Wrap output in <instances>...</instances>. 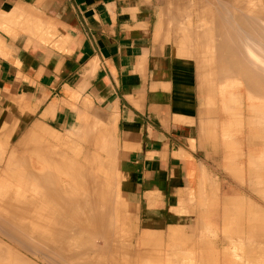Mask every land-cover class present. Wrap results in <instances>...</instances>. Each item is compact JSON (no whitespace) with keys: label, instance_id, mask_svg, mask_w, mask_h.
Returning a JSON list of instances; mask_svg holds the SVG:
<instances>
[{"label":"crops","instance_id":"1","mask_svg":"<svg viewBox=\"0 0 264 264\" xmlns=\"http://www.w3.org/2000/svg\"><path fill=\"white\" fill-rule=\"evenodd\" d=\"M215 4L0 0V246L11 257L245 264L241 250L264 247V226L258 238L247 226L264 218V137L247 141L239 51L231 63L217 43ZM172 249L192 259L175 251L173 262Z\"/></svg>","mask_w":264,"mask_h":264},{"label":"bare ground","instance_id":"2","mask_svg":"<svg viewBox=\"0 0 264 264\" xmlns=\"http://www.w3.org/2000/svg\"><path fill=\"white\" fill-rule=\"evenodd\" d=\"M222 2H223V4H225V6H224V8H223V13H222V18H221V21H222V29H221V31L219 30V23H218V19H219V15H218V7H217V3H219V0H214V3H216L215 4V6H214V8H215V13H214V16H215V25H216V27H213V34L215 35V37H216V41H217V43L220 45V46H222L223 48H226V50H227V55H226V57H227V59L231 62V63H233L234 62V58H235V55H234V49H235V47H238V51H239V55H237V57H238V63H239V68H240V73H241V76L243 77V79H244V81H245V85H244V88H245V91H246V93H247V95H248V100H252V101H254V100H263V102H264V0H222ZM235 37H237V38H235ZM262 103V102H261ZM231 104H234V102H229V103H225V106H231ZM259 105V104H258ZM255 110V112H254V116H253V118H251V123H252V125L254 126L255 124H258V125H260V126H263V128H264V103L263 104H260L259 105V107H256V109H254ZM257 111V112H256ZM43 150H44V148H43ZM42 150V151H43ZM48 151V150H47ZM45 152V151H44ZM42 153V152H41ZM264 155V154H263ZM43 156H44V154H43ZM262 155H260L259 157H261ZM47 157V156H46ZM253 157V156H252ZM263 157V156H262ZM14 158V157H13ZM49 158V157H48ZM53 158V157H52ZM252 159L253 158H250V165H251V172H252V170L254 169V167H253V165H252ZM257 160V162H258V158L256 159ZM255 160V161H256ZM260 160H262V159H260L259 158V162L261 163V164H264L262 161H260ZM2 161V160H1ZM255 161H254V164H255ZM258 162V163H259ZM259 163V165L260 166H262L260 169H262V171H263V169H264V167H263V165H261ZM257 165V164H256ZM256 168V170H253V171H257V167L258 166H255ZM32 172V171H31ZM258 172H261L260 170L258 171ZM264 172V171H263ZM35 173V172H34ZM254 173H256V172H254ZM256 174H258V173H256ZM264 174V173H263ZM36 175V174H35ZM45 175V174H44ZM253 176H256V175H253ZM32 177V176H31ZM259 177H261V176H259ZM257 178V177H256ZM35 179V178H34ZM33 179V180H34ZM47 179V178H46ZM255 179V178H254ZM260 179V178H259ZM258 178H257V180H259ZM40 180V179H39ZM38 180V181H39ZM252 180V179H251ZM257 180H255L256 181V183L255 182H253V181H250V182H253L254 184H252V183H250L251 185H256V187L258 186L259 187V185H260V183H258L257 182ZM48 182V181H47ZM45 183V182H44ZM50 183V182H49ZM101 183V182H100ZM94 184H96V182L95 183H93V185ZM259 184V185H258ZM3 185V184H2ZM44 185V184H43ZM50 185V184H49ZM84 185V184H83ZM97 185V184H96ZM107 185V184H106ZM39 186V185H38ZM46 186V185H45ZM92 186V185H91ZM99 186V185H98ZM261 186H263L264 187V185L262 184ZM87 188H88V186H86ZM96 187V186H95ZM11 188V187H10ZM27 188H28V186H27ZM90 188V187H89ZM94 188V187H93ZM97 188V187H96ZM5 190V189H4ZM42 190V189H41ZM46 190V189H45ZM50 190H51V188H50ZM89 190V189H88ZM91 190V189H90ZM32 191H33V189H32ZM73 191V190H72ZM112 191V190H111ZM4 193H5V191H4ZM37 193H38V191H37ZM52 193V192H51ZM72 193V192H71ZM112 193H114L113 191H112ZM97 194V193H96ZM20 195V194H19ZM24 195V194H23ZM49 195V194H48ZM54 195V194H53ZM65 195V194H64ZM67 195V194H66ZM79 195V194H78ZM27 196V195H26ZM35 197H36V195H34ZM50 196V195H49ZM70 196V195H69ZM84 196V195H83ZM117 196V195H116ZM18 197V196H17ZM30 197V196H29ZM43 197V196H42ZM44 197H45V195H44ZM54 197V196H53ZM77 197V196H76ZM98 197V196H97ZM9 198H11V197H9ZM9 198H8V201H9ZM21 198V197H20ZM31 198V197H30ZM57 198V197H56ZM51 199V198H50ZM53 199V198H52ZM81 199V198H80ZM38 200H39V198H38ZM48 200V199H47ZM105 200V199H104ZM116 200H118V199H116ZM5 201V200H4ZM39 201H41V200H39ZM92 201V200H91ZM54 202V201H53ZM62 202V201H61ZM73 202V201H72ZM83 202V201H82ZM118 202V201H117ZM13 203V202H12ZM21 203V202H20ZM1 204V203H0ZM9 204H10V202H9ZM54 204V203H53ZM58 204V203H57ZM91 205H92V203H90ZM2 205V204H1ZM16 205V204H15ZM18 205H19V203H18ZM44 205V204H43ZM42 205V206H43ZM56 205V204H55ZM81 205V204H80ZM83 205V204H82ZM88 205H89V203H88ZM3 206V205H2ZM13 206V205H12ZM41 206V207H42ZM28 207V206H27ZM26 207V208H27ZM34 207H35V205H34ZM37 207V206H36ZM66 208V207H65ZM87 209V208H86ZM89 209V208H88ZM12 210V209H11ZM26 210V209H25ZM60 210V209H59ZM90 212H91V210H89ZM88 211V212H89ZM32 212V211H31ZM30 212V213H31ZM71 212V211H70ZM23 215H25V214H23ZM63 215H65V214H63ZM96 215V214H95ZM105 215V214H104ZM2 217V216H1ZM3 217H4V215H3ZM2 217V218H3ZM18 217V216H17ZM251 222H250V218H249V222L251 223V225H247L249 228H248V230L250 229V234L251 235H256V233L259 231V230H261V228L264 226V218L263 217H261L260 215H252L251 214ZM60 218V217H59ZM62 218V217H61ZM103 218V217H102ZM107 218V217H106ZM19 219V218H18ZM57 219H58V216H57ZM56 219V220H57ZM100 219V218H99ZM3 221V220H2ZM10 221V220H9ZM91 221V220H90ZM97 221V220H96ZM4 222V221H3ZM101 222V221H100ZM106 222V221H105ZM114 222V221H113ZM6 223V222H5ZM8 224H9V222H7ZM14 223V222H13ZM12 223V224H13ZM58 223V222H57ZM73 223V222H72ZM104 223V222H103ZM59 224V223H58ZM102 224V223H101ZM106 224H108L107 222H106ZM110 224V223H109ZM112 224V223H111ZM110 224V225H111ZM114 224V223H113ZM104 225H105V223H104ZM3 226V225H2ZM9 226H12V225H9ZM4 227V226H3ZM15 227V226H14ZM26 227V226H25ZM59 227V226H58ZM63 227V226H62ZM85 227V226H84ZM102 227H103V225H102ZM109 227V226H108ZM117 227H118V225H117ZM1 228V227H0ZM8 228V227H7ZM13 228V227H12ZM20 228V227H19ZM66 228H68L69 230H70V228L69 227H66ZM74 227H71V229H73ZM77 227H75V229H76ZM104 228V227H103ZM17 229V228H16ZM61 229V228H60ZM63 229V228H62ZM62 229H61V231H62ZM86 229V228H85ZM91 229V228H90ZM108 229V228H107ZM106 229V230H107ZM11 230V229H10ZM24 230V229H23ZM22 230V231H23ZM28 230V229H27ZM69 230H66L67 232H69V235H73V233L76 235V233H75V230H74V232L73 233H70V231ZM72 230V231H73ZM79 230H80V228H79ZM263 230H264V228H263ZM262 230V231H263ZM12 231V230H11ZM16 231V230H15ZM36 231V230H35ZM100 231H102V230H100ZM108 231V230H107ZM120 231V230H119ZM3 233H4V231H2ZM26 232V231H25ZM28 232H30V231H28ZM58 232H59V230H58ZM57 232V233H58ZM63 232V231H62ZM77 232V231H76ZM81 232V231H80ZM79 232V233H80ZM84 232V231H83ZM212 232V231H211ZM249 232V231H248ZM260 232V231H259ZM258 232V233H259ZM15 233V232H14ZM34 233V232H33ZM53 230H52V232H51V234H46V233H44V234H46V236H54L53 234ZM57 233H55V235L56 236H58L57 235ZM61 233V232H60ZM60 233H58V234H60ZM66 233V232H65ZM87 233V232H86ZM107 233V232H106ZM110 233V232H109ZM108 233V234H109ZM113 233L115 234V232L113 231ZM126 233H128V232H126ZM257 233V234H258ZM262 233H264V232H261V234ZM8 234V233H7ZM6 234V235H7ZM23 234V233H22ZM26 234H27V232H26ZM29 234V233H28ZM42 234V233H41ZM44 234L41 236V237H43L44 236ZM68 233H66L65 234V237H66V235H67ZM94 234V233H93ZM99 234H100V232H99ZM98 234V235H99ZM124 232H122V233H118V237H121V236H124ZM260 234V233H259ZM260 234V235H261ZM5 235V234H4ZM9 235V234H8ZM14 235V234H13ZM25 235V234H24ZM90 235V234H89ZM97 235V236H98ZM128 235V234H127ZM199 235H200V238L201 239H206V237H208V235H209V229L208 228H205V227H201L200 229H199ZM27 236V235H26ZM29 236H30V238H31V236H33V235H31V234H29ZM39 236V235H38ZM62 237V235H59L58 236V238L59 237ZM74 236V235H73ZM76 236H78V234L76 235ZM76 236H74V237H76ZM80 236V235H79ZM78 236V237H79ZM84 236V235H83ZM258 235H256V237H257ZM10 237H12V236H10ZM28 237V236H27ZM34 237L35 236H33V239H34ZM37 237V236H36ZM45 237V236H44ZM43 237V238H44ZM72 237V236H71ZM85 237V236H84ZM86 237H87V235H86ZM92 237H95V236H92ZM251 237V238H250ZM255 237V236H254ZM256 237H255V239H256ZM14 238V237H13ZM13 238H11V239H13ZM88 238V237H87ZM103 238V237H102ZM105 238V237H104ZM258 238V237H257ZM25 239V238H24ZM51 239V238H50ZM74 239V238H73ZM106 239V238H105ZM249 239H251L252 240V236H249ZM30 240V239H29ZM32 240V239H31ZM36 240V239H35ZM58 240H60V239H58ZM71 240V239H70ZM75 240H76V238H75ZM253 240H254V238H253ZM252 240V241H253ZM16 241H17V238H16ZM27 241V240H26ZM82 241V240H81ZM252 241L250 242V243H252ZM33 242V241H32ZM119 242V241H118ZM122 242V241H121ZM256 243H257V241H255ZM254 241H253V243H255ZM72 243V242H71ZM106 243H108V241L106 242ZM258 243H260V241L258 242ZM38 244V243H37ZM46 244V243H45ZM48 244V243H47ZM110 244V243H109ZM44 245V244H43ZM50 245V244H49ZM66 245V244H65ZM78 245V244H77ZM121 245V244H120ZM120 245H118V249H119V246ZM38 246V245H37ZM113 246H115V245H113ZM112 246V247H113ZM252 246V248L250 247V246H248L247 245V247H246V249L244 250V251H240V252H242V256L243 257H245V264H264V251H263V249H264V247H263V245L261 246V247H263V248H259V247H257L258 249L256 250V252L254 253V251H255V249H253V248H256L255 247V245H254V247H253V245H251ZM24 247H26V246H24ZM44 247H45V245H44ZM70 247V246H69ZM78 247V246H77ZM121 247H122V245H121ZM35 248V247H34ZM50 248H52V246L50 247ZM31 249V248H30ZM29 249V250H30ZM38 249V248H37ZM42 249V248H41ZM46 249V248H45ZM62 249V248H61ZM177 249H179V248H177ZM177 249H175V251H174V249H172V250H170L169 251V254H168V257L167 258H170L171 257V259H172V255L174 254V252L175 253H177L178 255H177V257H179L180 256V253L182 252V253H186L187 254V259H189L188 257H190V259H192V255L191 256H189L191 253H190V249L188 250V249H186V250H188L187 252L186 251H180V253H179V251H177ZM238 249V248H237ZM34 250V249H33ZM95 250V249H94ZM117 250V249H116ZM120 250H121V248H120ZM119 250V251H120ZM36 251V250H35ZM35 251H34V253H35ZM45 251V250H44ZM46 251H49V250H46ZM52 250L50 249V251H49V254H50V252H51ZM62 252H63V250H61ZM78 251V250H77ZM87 251V250H86ZM14 252L16 253V251L14 250V251H12L10 248H7V247H3V246H0V264H29V262H26L25 261V259H23V258H20L21 256H17L18 258H15L16 257V255H14ZM59 252H60V249H59ZM84 252V251H83ZM235 252H237V250H235ZM36 253H38L39 254V252H37L36 251ZM48 253V252H47ZM56 253V252H55ZM184 253V254H185ZM44 253H41V255H43ZM189 254V255H188ZM11 255H14L13 257H14V259H13V257H11ZM37 255V254H36ZM45 256H47V257H51V255H47V254H44ZM43 255V256H44ZM53 255H57V253L56 254H53ZM240 255V258H242V256ZM97 256V255H96ZM66 257V256H65ZM87 257V256H86ZM105 257V256H104ZM177 257H175V255H174V258L172 259V261L174 260H177L176 258ZM184 256H183V254H182V258L181 257H179L180 259H182V261H184V259L186 258H183ZM203 256H201L200 258H201V260H203L204 258H202ZM55 258V257H54ZM100 258V257H99ZM178 258V260L180 261V259ZM57 259V258H56ZM85 259V258H84ZM102 259V258H101ZM100 259V260H101ZM65 261V259L64 258H62L61 259V261ZM67 260H69V259H67ZM74 260V259H73ZM77 260V259H76ZM89 260V259H88ZM177 260V261H178ZM204 260H206V259H204ZM29 261V260H28ZM48 262V264L50 263V264H55V262L53 263V261H55V259L53 260H47ZM61 261H60V263H61ZM92 261V260H91ZM91 261H89V264H92L94 261H92V263H91ZM173 261V262H174ZM181 261V262H182ZM186 261H188V260H186ZM186 261H184V262H186ZM207 261V260H206ZM206 261H202L203 263L204 262H206ZM71 263L72 262H74V261H70ZM79 262H80V260H79ZM78 261H77V263L78 264H82V262L81 263H79ZM96 262V261H95ZM94 262V263H95ZM104 262V261H103ZM107 262V261H106ZM184 262H182L183 264H185ZM56 263L58 264L59 262H58V260H56ZM59 263V264H60ZM64 263V262H63ZM70 263V264H71ZM76 263V262H75ZM74 263V264H75ZM175 263H177L178 264V262H176L175 261ZM187 263V262H186ZM190 263V262H189ZM85 264H88V263H85ZM98 264V263H97Z\"/></svg>","mask_w":264,"mask_h":264},{"label":"rangeland","instance_id":"3","mask_svg":"<svg viewBox=\"0 0 264 264\" xmlns=\"http://www.w3.org/2000/svg\"><path fill=\"white\" fill-rule=\"evenodd\" d=\"M243 90H244V95L246 96V99H247V101L245 103V113L247 114V116L245 117V124H246L247 128L250 129V133L247 135V141H248L249 144L254 142V141H257V142L261 143L262 138H260V137H264V128H263V126H260L258 124H255L253 126L252 123H251V118H253V116H254V112H255L254 109H256V107H259V105L263 104L264 102H263V100H254V101L248 100V95H247L244 87H243ZM39 232H41V231H39ZM48 232L50 233V231H48ZM57 232L58 231H53L54 234L57 233ZM60 232L61 231H59L58 233H60ZM61 259L62 258L58 259L59 263H60ZM56 260L57 259H55V261H53V263L55 262V264H57ZM40 264H44V263H40ZM60 264H65V261L64 260L61 261Z\"/></svg>","mask_w":264,"mask_h":264}]
</instances>
